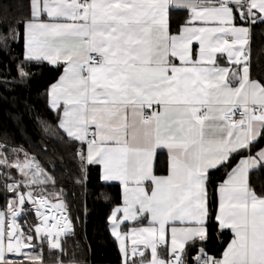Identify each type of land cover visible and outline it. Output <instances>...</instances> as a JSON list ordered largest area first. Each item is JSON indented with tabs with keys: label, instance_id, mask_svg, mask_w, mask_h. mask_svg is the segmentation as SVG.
Masks as SVG:
<instances>
[{
	"label": "snow or ice",
	"instance_id": "1",
	"mask_svg": "<svg viewBox=\"0 0 264 264\" xmlns=\"http://www.w3.org/2000/svg\"><path fill=\"white\" fill-rule=\"evenodd\" d=\"M258 25L264 0H0V85L49 69L53 114L25 102L36 142L13 115L27 147L0 129V264H89L88 198L74 189L93 168L119 189L105 219L116 264H264ZM57 145L76 163L72 188L48 167ZM69 241L83 258L65 259Z\"/></svg>",
	"mask_w": 264,
	"mask_h": 264
},
{
	"label": "trees",
	"instance_id": "2",
	"mask_svg": "<svg viewBox=\"0 0 264 264\" xmlns=\"http://www.w3.org/2000/svg\"><path fill=\"white\" fill-rule=\"evenodd\" d=\"M178 15H184L179 13ZM2 55V54H0ZM252 69L257 76L264 75V25H258L254 29L252 38ZM52 73L49 69L45 68L43 74L38 76L31 84L29 88L16 87L15 92H5L3 85H0V92L11 97H16V107H11L7 102L0 101V129L7 128L8 131L16 133L15 139L17 143L23 144L27 147V142L19 132H17L18 125L13 119V115L19 111L23 112V127L27 130L28 137L33 142L38 140V134L33 122V113L25 108V102L34 105L39 113L53 118V114L49 113L43 99L44 90L48 87V82ZM51 150V145L49 146ZM50 168H55V175L58 181H63V186L72 188V180L69 178V174L73 173L76 168V163L73 160L71 150L62 146H56V154L54 157V164L48 165ZM251 182L257 186L264 185V170L259 172H253L251 175ZM74 191L78 193V200H83V197L87 195L88 203L87 208L90 211V215L87 216V239L90 240L92 246V252L90 253L88 260L89 264H116L117 248L114 239L109 235L110 229L106 226L105 219L109 213L110 208L119 203V189L116 186L111 188H101L97 180L96 169H92L91 179L86 183L85 188H75ZM97 192L99 193L97 195ZM111 193L112 203H100L98 201L109 200ZM71 199V196L69 197ZM0 203H3V198L0 197ZM75 210V204L73 205ZM226 237L218 236L214 238L209 247L214 251H222L225 246L223 241ZM70 251L67 259L72 255L71 250H75L77 258H83L79 249H74L71 241L67 245Z\"/></svg>",
	"mask_w": 264,
	"mask_h": 264
},
{
	"label": "crops",
	"instance_id": "3",
	"mask_svg": "<svg viewBox=\"0 0 264 264\" xmlns=\"http://www.w3.org/2000/svg\"><path fill=\"white\" fill-rule=\"evenodd\" d=\"M252 73H253L254 76H257L256 73H254L253 69H252ZM251 175H252V174H251ZM250 180H251V176H250ZM0 204H1V203H0ZM132 226H136V225H134V224H132V223H129V227H132Z\"/></svg>",
	"mask_w": 264,
	"mask_h": 264
},
{
	"label": "rangeland",
	"instance_id": "4",
	"mask_svg": "<svg viewBox=\"0 0 264 264\" xmlns=\"http://www.w3.org/2000/svg\"><path fill=\"white\" fill-rule=\"evenodd\" d=\"M21 219V222L23 221V217L20 218Z\"/></svg>",
	"mask_w": 264,
	"mask_h": 264
}]
</instances>
